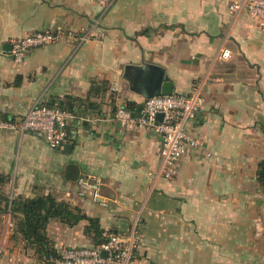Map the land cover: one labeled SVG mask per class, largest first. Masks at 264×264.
Returning a JSON list of instances; mask_svg holds the SVG:
<instances>
[{
  "label": "crops",
  "instance_id": "1",
  "mask_svg": "<svg viewBox=\"0 0 264 264\" xmlns=\"http://www.w3.org/2000/svg\"><path fill=\"white\" fill-rule=\"evenodd\" d=\"M234 1L114 0L104 11L95 0H0V119L20 121L34 102L54 99L84 117L68 151L0 128L11 196L66 201L98 219L104 237L134 230L137 264H264V23L230 9ZM36 31L56 38L15 63L12 44ZM143 64L161 67L174 93L202 98L185 126L202 146L169 178L160 137L114 119L127 101L142 105L127 68ZM83 175L99 177L97 200L80 192ZM88 224L50 218L46 235L57 254L93 246ZM12 228L0 264H46Z\"/></svg>",
  "mask_w": 264,
  "mask_h": 264
},
{
  "label": "built area",
  "instance_id": "2",
  "mask_svg": "<svg viewBox=\"0 0 264 264\" xmlns=\"http://www.w3.org/2000/svg\"><path fill=\"white\" fill-rule=\"evenodd\" d=\"M105 11L114 0H95ZM230 9L245 8L248 14L264 23V0H235ZM70 34V33H69ZM56 35L51 32L36 31L15 41L11 56L15 63H21L29 50L52 42ZM230 56V50L220 52L222 59ZM202 104L198 89L191 94L173 93L147 97L136 113L119 106L114 119L120 127L127 129L147 128L160 137V173L172 177L176 173V163L188 148H200L202 142L186 131V123L194 118ZM161 114V119L157 116ZM84 117L76 110L63 106L59 99L34 102L20 121L0 119V128L30 133L44 140L50 147H63L72 143ZM81 193L90 191L94 200L100 197V179L95 175L77 178ZM105 204V202H101ZM13 226L9 213L4 218L2 237ZM136 239L134 230L128 235L110 232L97 245L67 247L59 254L43 255L47 264H137L134 256Z\"/></svg>",
  "mask_w": 264,
  "mask_h": 264
},
{
  "label": "trees",
  "instance_id": "3",
  "mask_svg": "<svg viewBox=\"0 0 264 264\" xmlns=\"http://www.w3.org/2000/svg\"><path fill=\"white\" fill-rule=\"evenodd\" d=\"M125 105L132 113H136L141 107V104L131 101H127ZM257 174L258 181L264 191V160L260 161ZM6 182L5 177L0 176V183L5 184ZM5 213L10 214L14 224L12 239L19 240L25 246L34 248L41 257L43 255H57L46 235V224L50 218H59L68 225H74L79 220L86 219L89 224L85 232L93 233L95 245L105 239L98 219L87 216L80 208L66 201L56 200L50 194L34 197L9 196L0 190V214Z\"/></svg>",
  "mask_w": 264,
  "mask_h": 264
},
{
  "label": "water",
  "instance_id": "4",
  "mask_svg": "<svg viewBox=\"0 0 264 264\" xmlns=\"http://www.w3.org/2000/svg\"><path fill=\"white\" fill-rule=\"evenodd\" d=\"M127 77H129L131 88L144 99L154 95H170L173 94V82L164 76L161 67L153 64H143L139 66H131L127 68ZM161 119V114L157 116ZM63 151L72 149V144H65Z\"/></svg>",
  "mask_w": 264,
  "mask_h": 264
},
{
  "label": "rangeland",
  "instance_id": "5",
  "mask_svg": "<svg viewBox=\"0 0 264 264\" xmlns=\"http://www.w3.org/2000/svg\"><path fill=\"white\" fill-rule=\"evenodd\" d=\"M0 190L1 192H3L5 195H9L11 196V193H12V187L10 186V184H1L0 183ZM13 196V195H12ZM8 213H5V214H0V242H1V236H2V226H3V219L5 218V216H7Z\"/></svg>",
  "mask_w": 264,
  "mask_h": 264
}]
</instances>
